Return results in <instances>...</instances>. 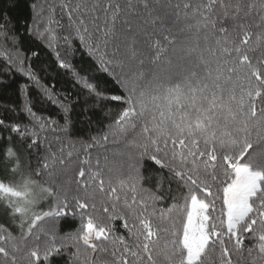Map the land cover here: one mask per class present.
<instances>
[{
	"label": "snow or ice",
	"instance_id": "snow-or-ice-1",
	"mask_svg": "<svg viewBox=\"0 0 264 264\" xmlns=\"http://www.w3.org/2000/svg\"><path fill=\"white\" fill-rule=\"evenodd\" d=\"M0 264H264V0H0Z\"/></svg>",
	"mask_w": 264,
	"mask_h": 264
}]
</instances>
